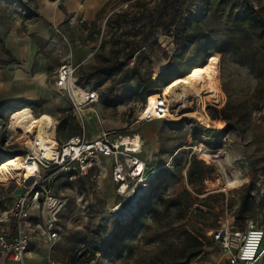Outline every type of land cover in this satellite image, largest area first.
I'll list each match as a JSON object with an SVG mask.
<instances>
[{
	"label": "rangeland",
	"instance_id": "obj_1",
	"mask_svg": "<svg viewBox=\"0 0 264 264\" xmlns=\"http://www.w3.org/2000/svg\"><path fill=\"white\" fill-rule=\"evenodd\" d=\"M54 1L59 6L63 2L0 0V162L13 154H24L29 148L24 145L26 139L8 127L10 111L26 105L34 116L52 121L54 127L48 134L54 140H64L75 133H82L88 139L102 132L123 137L138 134L142 140L141 156L148 161L152 172V187L144 197L140 212L123 222L109 213L116 200L109 175L101 177L90 170L85 176L70 180L58 171L55 186L62 187L69 199L59 214L63 231L50 250L51 258L56 264H228L220 244L210 238V230L218 226V217L226 208L228 211L234 208L236 227L243 226L246 218L262 225L264 222L262 50L260 40L251 36L252 28L246 31V24L238 27L228 17L230 11L241 15L245 0H181L174 18L171 5L158 16L162 0H100V8L91 17L86 14V7L97 0H82L66 2L68 9H78V14L65 15L55 23L46 15L47 5ZM251 1L256 5L253 12L264 17V0ZM180 16L195 19L200 28L197 39L184 51V43L173 40V25L167 26L168 22L177 24ZM256 30L259 32L262 28L257 26ZM166 41L171 44L164 53ZM205 44L217 48L207 62L217 69L219 87L224 92L223 104L219 107L208 104L206 111L209 116H218L215 119L226 116L229 125L222 120V128L206 129L193 116L136 122L145 95L160 88L139 85L140 77L148 79L151 74V78L161 74L170 81L188 70L190 64L202 61ZM136 49H142L137 65L139 75L124 73L131 67H124L125 60ZM79 52L87 58L75 63L77 74L85 76L92 72L91 82L103 86L98 102L83 107L90 108L87 114L70 108L69 100L59 97L53 89L57 68L64 62L80 60ZM104 58L110 59L113 68L120 65V71L112 75L98 72L97 68L105 64ZM19 69L30 74L33 80L15 79ZM10 78L14 80L7 81ZM130 86L137 88L135 95L122 92ZM118 100L121 103L114 104ZM191 103L189 110L196 105ZM199 141H205V146L214 151L205 154L210 165L203 180L190 184L187 179L192 156L189 146ZM221 148L225 151L221 152ZM234 163L241 168V173L236 172ZM229 171L236 178L230 175V181H235L225 188L223 175ZM247 187L250 191L246 217L236 218ZM183 189L194 200L191 212L179 224L203 234L205 239L198 255L173 260L181 247L180 237L173 227H158L152 215L146 213L142 217L141 212L152 198ZM22 190L21 183L13 180L5 183L0 179V207L11 205L13 195ZM212 194L217 200L222 199V211L208 209L203 202L204 199L213 201V197H208ZM195 208L207 213L199 214ZM97 243L100 250L91 258ZM25 264L45 263L32 252L25 256ZM261 264H264V255Z\"/></svg>",
	"mask_w": 264,
	"mask_h": 264
},
{
	"label": "built area",
	"instance_id": "obj_2",
	"mask_svg": "<svg viewBox=\"0 0 264 264\" xmlns=\"http://www.w3.org/2000/svg\"><path fill=\"white\" fill-rule=\"evenodd\" d=\"M243 4L256 7L251 0H245ZM142 49L133 51L125 60L124 67L134 66ZM77 67L78 64L70 61L62 63L57 68L53 82V89L58 96L67 98L70 108L76 110L98 102L103 87L91 80H84L82 75L77 74ZM73 90H81L86 97L75 100ZM148 97L146 94L140 105L136 122L167 119L169 112L173 111L171 104L159 96L155 99L153 108L147 111L145 99ZM57 123L55 118V124ZM109 135L110 133L102 132L88 139L82 133H75L64 140L55 138L50 157H46L43 150H38L36 154L27 148L23 161L35 163L37 170L33 173L32 181L24 185L21 192L13 195L11 205L0 207V259L25 264L26 253L39 252L44 247L45 264H56L50 256V250L63 231L59 214L69 199L62 187L55 186L58 171L71 180L77 176H85L90 170L99 175L104 170L113 183L114 198L116 197L109 213L120 209L123 203L141 192L133 210L129 212V218L139 211L144 204V197L152 187V172L148 161L141 156L142 140L138 135L137 143L126 144L123 143V135ZM127 136L135 137V134ZM205 143L199 141L189 147L191 155L194 154L205 164H209L205 154L214 149L207 148ZM233 212L234 208L224 210L217 219L218 226L210 230V236L220 244L228 264H259L264 255V222L262 225L249 219L243 228H236L233 226ZM112 216L121 221L120 217Z\"/></svg>",
	"mask_w": 264,
	"mask_h": 264
},
{
	"label": "bare ground",
	"instance_id": "obj_3",
	"mask_svg": "<svg viewBox=\"0 0 264 264\" xmlns=\"http://www.w3.org/2000/svg\"><path fill=\"white\" fill-rule=\"evenodd\" d=\"M47 9L53 20L59 22L62 12L56 5V2L49 3ZM76 14H78V11ZM23 78L33 80L30 74L25 73L23 69H19L15 79ZM13 80L14 78H10L7 81L12 82ZM218 80V71L211 63L205 62L200 65L190 66L188 71L183 75L172 78L159 89L147 94L149 97L147 100L145 99V106L147 105V111H150L155 104V99L160 96L164 98L169 105L171 104L173 108L177 107V109H173L172 112H169V117L164 120H178L185 116H193L196 117L200 121V124L206 129H220L224 125V122L220 119H212L206 111L208 104L219 107L224 102V92L219 87ZM72 95L75 100H81L86 97V94L81 92V90H73ZM187 98L191 99V102L196 104L190 108L191 111L188 109L189 106H191L189 105L191 102L187 100ZM78 111L81 113L84 111L86 112L85 114H87L90 108L84 110L80 107ZM92 111L94 112L96 109ZM180 111L183 112L181 113ZM151 121L153 122L154 120ZM8 127L12 132L21 135L22 139H26L24 145L28 146L34 153L38 154V150H43L45 156L50 157L51 148L54 147L56 142L50 134H48L54 127L50 119L42 120L34 116L32 110L28 106L23 105L10 111L8 114ZM137 140L138 134H135V137H123V143L126 144L132 143L134 145V143H137ZM219 150L221 152L225 151V149L222 148ZM23 159L24 156L22 153H16L10 158L2 160L0 162V179L5 183L13 180L21 183L23 186L28 185L32 181L33 173L37 170V165L35 163H26ZM234 166L236 172L241 173V168L236 163H234ZM230 175L236 178L235 173L231 171L224 174L223 187L225 188L235 181H230ZM99 176L106 177L104 170H102ZM120 218L123 222L128 221L129 212L120 215ZM28 253H26L25 256ZM37 255L40 254L37 253Z\"/></svg>",
	"mask_w": 264,
	"mask_h": 264
},
{
	"label": "trees",
	"instance_id": "obj_4",
	"mask_svg": "<svg viewBox=\"0 0 264 264\" xmlns=\"http://www.w3.org/2000/svg\"><path fill=\"white\" fill-rule=\"evenodd\" d=\"M181 0H174L169 3V0H162L161 1V6L160 10L157 12L160 16L162 12L165 11L166 7L171 5L174 7V14L172 18L175 17V13H178L177 11L180 10L181 7ZM243 4V3H242ZM243 10L242 14L240 15L237 12H231L228 13V17L231 16L234 24L238 27H242V24H246L245 30L248 31L250 28H252L251 36L257 38L260 40V48L262 50V66L264 67V17L259 16L255 12H253V8L249 7L245 4H243ZM180 21L177 24H173L172 22H168L167 26L173 25L172 32H173V40L174 42L179 41L180 43H184L183 46V51L189 46L191 42L197 39V36L200 32V28L198 26V22L195 19L191 18H182L180 16ZM170 23V24H169ZM260 26L262 30L259 32L256 30V27ZM171 44L170 42L168 43L166 41L165 43V51L164 53H167V45ZM205 57L202 59L201 62L199 63H192L190 66L193 65H198V64H203L207 62V60L211 57L214 56V53L217 52V48L213 45H208L205 44ZM132 53V52H131ZM140 57V56H139ZM137 58V62L134 66L127 68L124 73H131L135 75H139L137 71V65L140 61V58ZM105 64L97 68V71L102 72L104 75H112L117 71H120L121 66L117 65L116 67H112L110 63V59L104 58ZM189 66V67H190ZM186 71L180 72L178 75H183L186 73ZM177 75V76H178ZM93 73L89 72L85 76L82 75L84 80H91L93 79ZM153 74H151L150 78L148 79H143L140 77V84L139 85H146L147 88H158L161 87L163 84L168 83L169 79L167 80L164 76L161 74L158 76L156 75L154 78ZM166 79V80H165ZM137 91L136 87L130 86L123 90V93H128L130 95H135ZM121 100L116 101L114 104H120ZM212 119L217 118L218 116L210 114ZM222 120L227 121V125H229V121L226 116H221ZM210 164H205L203 160H201L199 157L196 155L192 154L191 160H190V165L187 170V179L188 183L192 184L195 181H201L205 177V172L208 169V166ZM249 191L250 187H247L245 192L243 193L240 201L239 208L236 213V218H243L245 219V210H246V201L249 197ZM216 195H221V194H216ZM217 196V197H218ZM208 197H213V201L211 202H206V199L203 200L205 205L207 206L208 209H215L216 211H222V205L220 204V201L222 200H217L215 194L209 195ZM194 198L192 197L191 193L187 189H183L179 192H173V193H163L160 194L154 198L150 202L146 204V206L143 208L141 212V216L143 217L146 213L152 215L153 219L158 223V227H173V230L175 233L180 237L181 241V247L179 249V253L176 255V257H172L173 260L176 258H182V257H188L192 258L196 255H198L203 247V240L205 239V236L203 234H196L194 231L188 230L186 228L181 227V224L179 222L185 218V216L191 212L190 208L193 204ZM195 212L204 215L207 213L206 211H202L201 209L195 208ZM140 212V209L137 213ZM234 215V212L233 214ZM234 217V216H233ZM166 219V220H165ZM251 218H246L245 223L247 220ZM165 220L164 224H160V221ZM244 223V225H245ZM176 224V225H175ZM236 227V228H243L244 227ZM211 240L212 237L210 236ZM100 250V245L97 243V245L92 249V255L91 258H93L94 254ZM90 258V259H91ZM85 261H89L85 260ZM174 264H185V262H175Z\"/></svg>",
	"mask_w": 264,
	"mask_h": 264
},
{
	"label": "crops",
	"instance_id": "obj_5",
	"mask_svg": "<svg viewBox=\"0 0 264 264\" xmlns=\"http://www.w3.org/2000/svg\"><path fill=\"white\" fill-rule=\"evenodd\" d=\"M54 2H56V1H54ZM66 2H77L76 0H65V1H63V2H60V3H62V5L61 6H59L58 5V3H57V5L60 7L59 9L61 10V12H62V16H61V18H63L65 15H66V17L67 16H71V14H74V13H76L77 12V10L78 9H76L75 10V8H73L72 9V11H70L69 9H68V6L66 5ZM99 3H100V0H97V1H95V2H93L92 4H90L88 7H86V14L88 15V16H92V15H94V13L100 8V5H99ZM46 15L48 16V18L49 19H51L53 22H54V20H53V18H52V16H51V14H50V12L49 11H47V13H46ZM50 15V16H49ZM61 18H60V21H61ZM66 19V18H65ZM55 23V22H54ZM79 56H84L83 55V52H79ZM82 57H80L79 59L80 60H75V62H72V63H79L80 61H82V60H84L85 58H87V56H84V58H82ZM88 81V80H87ZM59 240H57V242H58ZM56 242V243H57ZM55 243V244H56ZM33 252H35V251H33ZM36 253H39L40 255H37V256H39L40 258H42L43 259V261H44V256H45V248L44 247H41V249H40V251L39 252H36ZM30 253H28V255H29ZM41 254H44V255H41ZM263 261V256L261 257V259H260V261H259V264H261V262ZM45 263V262H44ZM0 264H16L15 262H12V261H10V260H5V259H0Z\"/></svg>",
	"mask_w": 264,
	"mask_h": 264
},
{
	"label": "water",
	"instance_id": "obj_6",
	"mask_svg": "<svg viewBox=\"0 0 264 264\" xmlns=\"http://www.w3.org/2000/svg\"><path fill=\"white\" fill-rule=\"evenodd\" d=\"M140 193L133 195L127 202L123 203L120 209L112 211L111 214L120 217L125 212H131L135 206V201L140 197Z\"/></svg>",
	"mask_w": 264,
	"mask_h": 264
}]
</instances>
